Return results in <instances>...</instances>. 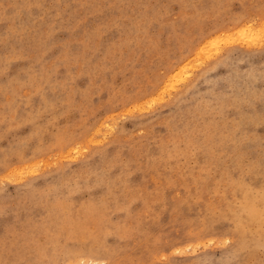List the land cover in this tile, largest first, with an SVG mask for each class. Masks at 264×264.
Segmentation results:
<instances>
[{
  "label": "rangeland",
  "instance_id": "rangeland-1",
  "mask_svg": "<svg viewBox=\"0 0 264 264\" xmlns=\"http://www.w3.org/2000/svg\"><path fill=\"white\" fill-rule=\"evenodd\" d=\"M263 26L264 0H0V264H264Z\"/></svg>",
  "mask_w": 264,
  "mask_h": 264
},
{
  "label": "bare ground",
  "instance_id": "bare-ground-1",
  "mask_svg": "<svg viewBox=\"0 0 264 264\" xmlns=\"http://www.w3.org/2000/svg\"><path fill=\"white\" fill-rule=\"evenodd\" d=\"M247 23H248V22H247ZM245 24H246V23H245ZM245 24H244V29H243V27H242V31H243V32H244V31H247V33L245 32V33H246V34H245V33L241 32V34L243 33V36H242V35L240 34V32L238 31V33L241 35L242 38L244 37V34H245V37H246L247 35H249L248 30L251 29V27H250V28H247ZM250 25H251V24H250ZM240 26H241V25H240ZM242 26H243V25H242ZM261 27H262V26H261ZM263 27H264V26H263ZM231 31H232V30H231ZM240 31H241V30H240ZM251 31H253V30H252V29L250 30V34L253 33V32H251ZM263 31H264V30H263ZM259 32H260V31H259ZM259 32L254 31V33H255V34H254V37H253V35H252V36L249 35L250 37L247 36L248 38L246 37L245 39H244V38H243V39H244V40L247 39V40H248V41H247L248 43H249V41H250L249 38H250L252 41H255L256 35L258 36ZM228 33H229V32H228ZM228 33H227V34H228ZM236 33H237V32H236ZM236 33H234V34H236ZM257 33H258V34H257ZM224 34H225V33H224ZM227 34H226V36L229 35V34H228V35H227ZM234 34H233V35H234ZM231 35H232V34H231ZM233 35H232V39L235 38V37H233ZM263 35H264V34H263ZM234 36H235V35H234ZM222 37H223V36H222ZM228 37H231V36H228ZM228 37H227V38H228ZM236 37H238V36H236ZM239 37H240V36H239ZM251 37H253V38H251ZM260 37H261V35H260ZM257 38H259V37H257ZM217 39H218V38H217ZM219 39H220V38H219ZM222 39H224V38H222ZM222 39H220V40H222ZM225 39H226V38H225ZM230 40H231V39H230ZM235 40H236V39H235ZM237 40H239V39H237ZM244 40H243V42H244ZM256 40H257V39H256ZM260 40H261V39H260ZM210 41H211V40H210ZM215 41H216V39H215ZM224 41H225V40H224ZM231 41H232V40H231ZM240 41H241V40H240ZM221 42H223V40H222ZM225 42H226V41H225ZM227 42H230V41H227ZM232 42H233V41H232ZM202 43H203V42H202ZM256 43H257V42H256ZM240 44H241V43H240ZM259 44H260V43H259ZM242 45H243V43H242ZM223 46H224V45H223ZM254 46H255V45H254ZM256 47H257V46H256ZM258 47H259V46H258ZM198 48H199V47H198ZM219 48H220V47H219ZM250 48H251V47H250ZM221 49H222V48H221ZM200 50H201V49H200ZM204 51H205V50H204ZM214 51H215V49H214ZM212 52H213V51H212ZM214 53H215V52H214ZM207 55H208V54H207ZM195 56H196V55H195ZM204 56H205V55H204ZM216 56H217V55H216ZM216 56H215V57H216ZM225 57H226V56H225ZM225 57H224V58H225ZM201 58H202V57H201ZM207 58H209V57H207ZM212 58H214V57L212 56ZM224 58L221 59V60H219L217 63H215L211 68L213 69L214 67H216L217 65H219L218 63H220V62L223 63L224 60H225ZM204 59H205V58H204ZM209 59H210V58H209ZM222 63H221V64H222ZM188 64H189V63H188ZM177 65H178V64H177ZM182 65H183V64H182ZM189 65H190V64H189ZM186 66H187V64H186ZM217 67H218V66H217ZM214 69H215V68H214ZM193 70H194V69H193ZM188 71H189V70H188ZM179 73H180V72H179ZM183 73H184V71H183ZM181 74H182V73H181ZM176 75H177V73H176ZM188 75H189V74H188ZM168 77H169V76H168ZM173 78H174V77H173ZM168 80H170V79H168ZM168 80H167V81H168ZM167 85H168V84H167ZM170 85H171V84H170ZM172 85H173V84H172ZM170 87H172V86H170ZM168 88H169V87H168ZM162 91H163V90H162ZM129 110H130V109H129ZM96 143H97V142H96ZM72 150H73V149H72ZM179 251H180V250H179Z\"/></svg>",
  "mask_w": 264,
  "mask_h": 264
}]
</instances>
